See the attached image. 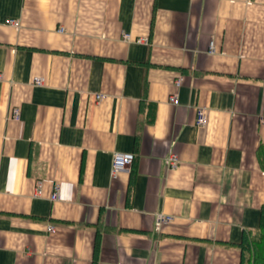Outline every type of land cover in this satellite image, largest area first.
I'll return each mask as SVG.
<instances>
[{
	"label": "crops",
	"instance_id": "0c3cea01",
	"mask_svg": "<svg viewBox=\"0 0 264 264\" xmlns=\"http://www.w3.org/2000/svg\"><path fill=\"white\" fill-rule=\"evenodd\" d=\"M0 73V264H239L264 203V0H0ZM115 151L134 159L113 176Z\"/></svg>",
	"mask_w": 264,
	"mask_h": 264
},
{
	"label": "built area",
	"instance_id": "2783aa9c",
	"mask_svg": "<svg viewBox=\"0 0 264 264\" xmlns=\"http://www.w3.org/2000/svg\"><path fill=\"white\" fill-rule=\"evenodd\" d=\"M7 24L12 25V26H19V21L17 19L10 18L7 21ZM62 31V29H60ZM123 38L127 41L130 40L129 35L124 34ZM138 42H141V39L137 40ZM213 43H211V49L210 52H213ZM2 78V75L0 73V79ZM181 78H178L175 82V85L178 86L180 83ZM45 82L44 77L42 76H35L33 77L32 83L34 85L40 86L43 85ZM104 95H97V99L103 98ZM169 103L177 105L179 103L178 98L175 95H172L169 98ZM19 116V108L14 109V117L18 118ZM206 124V117H205V112L203 109H198L197 110V117H196V125L198 126H203ZM134 159V154L131 152H123V151H115L112 154V159H111V174L114 176L116 172L118 171H123L129 168L131 163L133 162ZM167 163L170 168H176L178 165V159L176 158L175 155L172 153L169 155L167 159ZM39 192V190L37 189ZM59 185L54 186L53 193L51 194V200H57L59 199ZM172 220V217L170 215H164V214H158L157 215V227L161 224L164 223H169ZM48 230L50 232H55V227L49 226Z\"/></svg>",
	"mask_w": 264,
	"mask_h": 264
},
{
	"label": "trees",
	"instance_id": "16d2710c",
	"mask_svg": "<svg viewBox=\"0 0 264 264\" xmlns=\"http://www.w3.org/2000/svg\"><path fill=\"white\" fill-rule=\"evenodd\" d=\"M260 161L264 169V154ZM239 252V264H264V203L260 209L257 229L244 233L239 243Z\"/></svg>",
	"mask_w": 264,
	"mask_h": 264
}]
</instances>
